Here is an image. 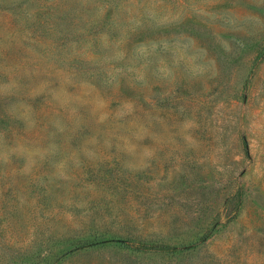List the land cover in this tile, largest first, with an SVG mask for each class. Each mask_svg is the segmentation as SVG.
<instances>
[{"label":"rangeland","instance_id":"374dc122","mask_svg":"<svg viewBox=\"0 0 264 264\" xmlns=\"http://www.w3.org/2000/svg\"><path fill=\"white\" fill-rule=\"evenodd\" d=\"M0 264H264V0H0Z\"/></svg>","mask_w":264,"mask_h":264}]
</instances>
